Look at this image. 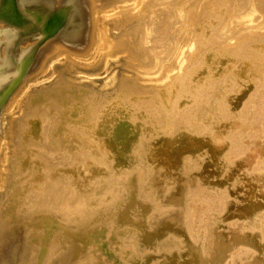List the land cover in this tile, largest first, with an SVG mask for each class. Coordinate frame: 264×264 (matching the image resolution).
Wrapping results in <instances>:
<instances>
[{"label":"bare ground","instance_id":"6f19581e","mask_svg":"<svg viewBox=\"0 0 264 264\" xmlns=\"http://www.w3.org/2000/svg\"><path fill=\"white\" fill-rule=\"evenodd\" d=\"M0 264H264V0H0Z\"/></svg>","mask_w":264,"mask_h":264}]
</instances>
